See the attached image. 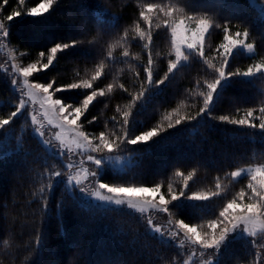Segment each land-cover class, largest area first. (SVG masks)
<instances>
[{"label":"snow or ice","instance_id":"1","mask_svg":"<svg viewBox=\"0 0 264 264\" xmlns=\"http://www.w3.org/2000/svg\"><path fill=\"white\" fill-rule=\"evenodd\" d=\"M61 3L18 0L8 11L10 0H0V50L6 56L0 69L16 94L6 111L0 108V149L15 142V151L30 174L27 179L34 186L28 202L30 207L35 205L31 232L22 245H16L24 250L20 264H44V254L51 251L45 225L53 214L62 217L72 207L90 218L129 217L126 226L117 222L112 234L134 250L136 259L130 264H228L226 256L238 241L251 256L240 264H264V155L255 163L244 161L227 171L221 169L223 176L217 174L211 190L191 188L200 162L187 170L181 161L172 164L175 182L166 176L155 182L137 180L134 171L142 149L170 140L174 131L193 122L218 120L240 129H258L264 141V98L231 113L215 112L232 82L259 80L264 85V32L255 33L245 21L220 18L196 0H144L129 27L121 30L118 24L103 25L84 18L72 36L53 41L34 59L26 60V53L13 42L15 18L43 19ZM259 8L264 13V0H259ZM215 29L222 32V38L213 53L206 38ZM157 30L168 36L166 54L155 52ZM134 44L140 51H133ZM82 46L89 49L92 61V68L83 76L78 74L79 78L68 83L37 78L54 68L61 56ZM242 51L250 54L251 62L233 66ZM160 57L166 60L162 72L157 68ZM117 63H127L131 84L116 76L103 83ZM193 64L200 66L191 82L195 90L187 89V95L163 111L159 121L142 127L137 117L145 105ZM71 90H76L80 99L69 101L59 95ZM116 93L125 102L116 104L102 130H90L100 121L91 108ZM20 120L24 123L17 135ZM29 129L35 149L25 146ZM109 169L119 179L106 180ZM129 173L133 179L122 178ZM241 180L247 182L229 194L226 185ZM215 200L222 203L210 215L201 214L195 222L186 215L188 208L202 213L200 204ZM3 207L0 219L11 229L17 215L7 203ZM160 216L165 217V223L159 222ZM8 235L12 237L13 232L9 230ZM169 250L175 252L174 257L169 256ZM88 252L85 246L72 242L51 264H89Z\"/></svg>","mask_w":264,"mask_h":264},{"label":"trees","instance_id":"2","mask_svg":"<svg viewBox=\"0 0 264 264\" xmlns=\"http://www.w3.org/2000/svg\"><path fill=\"white\" fill-rule=\"evenodd\" d=\"M27 2V0H26ZM144 0H62L56 11L51 16L39 17H17L13 25V42L21 47L26 53L25 59L31 60L36 57L40 50H46L53 41L67 38L76 33L79 23L87 18L95 23L103 25H119L120 29L129 27L137 16L138 8ZM198 5L204 6L218 17H228L233 21H245L257 34L264 32V13L259 8V0H196ZM18 0H10L8 11L16 7ZM156 36L155 52L167 53L168 36L161 30ZM222 38L219 29L212 31L206 38V45L210 52ZM133 51H140V46L134 44ZM247 52L237 53L233 60V66L244 67L251 62ZM6 56L0 50V64L4 63ZM157 64L161 72L165 69L166 60L159 58ZM199 65L193 64L192 68L182 71L173 83L153 98L139 113L137 119L142 121V127H148L159 121L163 111L170 110L176 106L181 99L187 95V89L193 91L194 83ZM92 68V61L89 59V49L82 46L72 54L61 56L59 62L50 71L37 74L41 81H48L56 78L60 83L72 82L74 79L83 76ZM79 74V76H78ZM131 71L127 63H117L111 69V74L103 83L110 82L113 76L123 78L131 84ZM102 86V85H101ZM264 85L261 81L255 80L252 83L241 81L232 82L223 92L215 108L216 115L227 114L235 111L236 107L252 106L262 98L261 92ZM69 101L80 99L76 90L61 93ZM16 94L11 91L7 76L0 69V108L7 110L15 100ZM124 97L119 93L108 99L101 98V102L91 108L92 115H98L100 121L90 129L93 131L102 130L103 122L113 115L116 104H123ZM23 120L18 121L15 134H19ZM30 129L25 135V146L28 149L37 147L35 139L30 135ZM143 155L138 160L139 166L134 170L137 180L158 181L166 178L175 182L172 175L171 165L181 161L186 170L200 162L202 165L197 173L191 188L194 191L211 190L215 177L219 173L223 176L224 171L240 162H257L264 155V141H262L258 129H240L234 125L224 124L218 120L193 122L192 125L182 127L174 131L170 140L160 141L157 145L141 150ZM31 159V157H29ZM30 175L26 171V165L21 156L15 151L13 141L6 150L0 149V213L5 211L4 204L16 213L17 220L9 229L0 219V264H20L23 259V248H17V244H23L31 232L32 208L29 206L30 192L34 186L27 179ZM126 180L133 179L131 173L122 177ZM105 179L114 181L119 177L114 176L111 169L106 173ZM246 180L240 184L226 185L229 194L238 190ZM62 187V186H61ZM59 190L57 197H59ZM222 203L215 200L211 203H201L200 210L188 208L186 215L195 222L201 215H210L212 211ZM129 217H118L115 214L111 218L97 215L90 218L89 214L79 208H69L62 217L53 214L45 225L49 235V249L43 256L44 264H51L57 258L64 255L68 245L78 242L85 246L89 252L86 259L89 264H130L136 259L135 252L126 244L120 243V237L112 234L116 223L125 224ZM159 222L165 223V217H158ZM13 232L9 237L8 231ZM8 240L5 245L4 241ZM169 256L174 257L175 252L169 250ZM228 264H240L241 261H248L251 256L247 248L241 242H235L226 256ZM31 264V261H25Z\"/></svg>","mask_w":264,"mask_h":264}]
</instances>
